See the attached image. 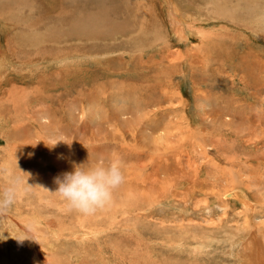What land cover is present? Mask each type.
I'll return each instance as SVG.
<instances>
[{
  "label": "rangeland",
  "instance_id": "374dc122",
  "mask_svg": "<svg viewBox=\"0 0 264 264\" xmlns=\"http://www.w3.org/2000/svg\"><path fill=\"white\" fill-rule=\"evenodd\" d=\"M130 1L107 0L117 8L115 20L107 23H96L100 16L91 11L97 20L88 27L97 25L104 33L92 40L96 44L61 41L94 51L83 59L59 57L66 47L43 55L48 35L38 45H22L23 54L17 44L9 52L11 26L0 16V98L8 101L2 113L6 124L0 127V191L13 184L16 189L15 203L0 214V264L4 244L21 255L23 262L13 258L14 264H36L38 256L64 246L74 247L59 255L71 264L75 251L77 264H144L146 257L156 264H238L242 247L248 250L250 228L260 230L264 242V0L257 6L248 0H184L195 5L194 15L188 8L174 10L177 0H133L135 8L126 13L121 6ZM19 2H11L14 16ZM1 4L9 14L10 6L4 0ZM61 8L53 4L47 14L58 15ZM188 12L192 18L186 21ZM191 24L198 35L177 40L172 30ZM26 26L18 28L29 30ZM42 28L41 23L29 34ZM28 59L37 61L22 74H12V83L2 82L7 70L14 73ZM12 86L22 88L8 96L6 89ZM210 96L215 102L206 100ZM228 98L232 105L220 106ZM226 117L233 124L221 128ZM100 157L121 158L125 182L94 213L69 210L55 191L56 178ZM233 187L260 212L247 214L250 209L236 199L223 198ZM136 196L142 199L135 202ZM164 197L172 204L161 202ZM150 199L158 205L141 207ZM107 205L108 215L103 210ZM94 231L98 240L73 237ZM20 237L27 239H15ZM196 244L199 253L192 249ZM47 257L58 264L56 257Z\"/></svg>",
  "mask_w": 264,
  "mask_h": 264
},
{
  "label": "bare ground",
  "instance_id": "6f19581e",
  "mask_svg": "<svg viewBox=\"0 0 264 264\" xmlns=\"http://www.w3.org/2000/svg\"><path fill=\"white\" fill-rule=\"evenodd\" d=\"M14 2V0H4V5L5 6H10V11L9 12H6V13H9V14H11V15H9V14H5V12H3V6H2V4L0 5L1 6V8H0V16L4 19V20H6V22L8 23L7 25H9V27L11 26V28H10V30H11V33H10V35H11V38L13 37V39H10V40H8V43H7V47H8V51L9 52H11L12 51V48H13V44H17L18 45V52L19 53H21V54H23L24 52H23V50H22V48H21V46L22 45H25V47L27 48V47H29V45H31V42H34L35 44L39 41V40H41L43 37H45V36H47L48 35V37H46V38H44L45 39V49L43 50V55H46V56H49L50 54H53V52L54 51H56L55 50V48H57V49H62V47H66V46H64L63 44H62V40H65V39H72L75 43H76V45L77 46H81V45H84V46H92V45H94V43L95 42H92V40H94V39H98V38H100V37H102V36H104V33H103V30L102 29H100L99 27L97 28V25L95 26L96 28H94L93 26H91V27H88V25L91 23V22H93L94 20H97V18H96V16H92L93 14H95L96 13V15L100 18H98L99 20L96 22V23H102V22H105V23H107L109 20H110V18H112V19H114V17L113 16H115L116 14H117V8H115V7H113V5L110 3V2H107V0H95V1H91V0H89V1H87V0H35V3H32L33 2V0H32V2L29 0V3H27V0H20V2H19V5H20V7L17 9V11L15 12V16L13 15V12H12V10H13V8H14V5H11V2ZM91 1V2H90ZM128 1H130V0H127V2ZM224 1H226V2H228L227 0H222V2H224ZM176 2H178V4L177 3H175L174 2V4L172 5L173 6V8H174V10L176 9H179L180 7H182V9H186V8H188L189 10H190V12L192 11L191 9L195 6V5H191L190 4V2H187V1H184V0H177ZM250 2H252V5L253 6H257V3H258V0H248V4H250ZM120 3V2H119ZM134 3H136L137 4V2H134ZM134 3H133V0L132 1H130L127 5H122L121 7H123L122 9H123V11L125 10V12L126 13H129V12H131V11H133V9L135 8V5H134ZM169 3H170V1H169ZM172 3H173V1H172ZM264 3V2H263ZM263 3H261V4H263ZM53 4H58V5H60V7H64L63 9L61 8V11H60V13L57 15L56 13L54 14V15H48L47 14V10H46V8L49 10V6H53ZM130 4V5H129ZM217 4V2H215L214 1V5H216ZM219 4V3H218ZM89 5H90V9H89ZM251 5V4H250ZM117 6V5H116ZM226 6V5H225ZM263 6V5H262ZM120 6L118 5V8H119ZM217 7V6H216ZM136 8H137V6H136ZM120 9V8H119ZM181 9V10H182ZM25 10L27 11V14L25 13ZM93 10H95V12L93 13V14H91L92 12H93ZM237 10V9H236ZM256 11H260V8L258 7V8H256L255 9ZM92 11V12H91ZM178 11V10H177ZM180 11V10H179ZM23 12L25 13V15H23ZM43 12V13H42ZM38 13H42V14H38ZM125 13V14H126ZM187 14V13H186ZM191 14L192 15H194L195 13H193V11L191 12ZM244 14V13H243ZM250 14V13H249ZM196 15H197V12H196ZM142 16V15H141ZM185 17V16H184ZM187 17L188 18H185V20L187 19V20H189V18H192V17H190V13L188 12V14H187ZM241 17V15L239 14L238 15V19ZM243 17V16H242ZM242 17H241V19H242ZM193 18H195V17H193ZM247 18V17H246ZM263 18V17H262ZM140 19V18H139ZM228 19V18H227ZM233 19V18H232ZM244 19V18H243ZM250 19V18H249ZM115 20V19H114ZM123 20H124V18H123ZM186 20V21H187ZM240 20V19H239ZM229 21H231V20H229ZM235 21H236V19H235ZM190 22V21H189ZM194 22V21H193ZM220 22V21H219ZM258 22V21H257ZM260 22V21H259ZM41 23L43 24V28H42V30L39 32V33H37L35 36L34 35H30L29 33L31 32V31H33V30H35L38 26H41ZM238 23V22H237ZM261 23V22H260ZM263 23V22H262ZM21 24H25V25H29L30 26V28H29V30H28V28L27 29H25V31H23V30H20L18 27H19V25H21ZM227 24H232V22L230 23V22H227ZM246 24V23H245ZM26 26V27H27ZM68 27V30H64V27ZM224 26H226V25H224ZM230 26V25H229ZM236 26V25H235ZM251 26V25H250ZM8 27V26H7ZM228 27V26H227ZM243 28V27H242ZM253 28V27H252ZM96 29L97 30H99V31H96ZM28 30V31H27ZM114 30V29H113ZM122 30H124V29H122ZM234 30V29H233ZM242 30V29H241ZM115 32H116V34H117V30H114ZM227 31V30H226ZM229 31V30H228ZM243 31V30H242ZM113 31H110V30H107L106 31V33H112ZM172 32H174V34H175V36H176V39L177 40H180V42H185V40H187L188 39V37L190 36V35H192L193 33H196L197 35H198V33H197V31H196V29L193 27V25L191 24V25H189V27L187 26H183V27H180V26H178L177 25V27H176V29H173L172 30ZM244 32V31H243ZM44 35V36H43ZM237 37V36H236ZM250 37V36H249ZM161 38V37H160ZM234 39V38H233ZM6 40V39H5ZM228 40V39H227ZM249 40V39H248ZM208 41H210L208 38H207V41L206 42H208ZM233 41V40H232ZM42 42V41H41ZM247 42V41H246ZM96 44V43H95ZM157 44H159V43H157ZM228 44V43H227ZM37 45H38V43H37ZM41 45V44H40ZM32 46V45H31ZM37 47V48H36ZM36 47H33V48H36L37 49V53H39V46H36ZM31 48V47H30ZM32 48V49H33ZM67 49H65L64 51H65V53H63V54H61L59 57H62V56H72V57H74V56H79V58L80 59H83V58H87V57H85V55H91V53H94V51H82V50H79V49H77V48H72V47H70V46H68V47H66ZM224 49V48H223ZM109 50V49H108ZM97 53L99 52V51H101V50H95ZM104 51V50H103ZM107 51V50H106ZM111 51V50H110ZM3 53H4V50L2 51ZM1 52V50H0V55H1V57L3 58V56H4V54ZM60 52H62V50H60ZM7 53V52H6ZM90 53V54H89ZM103 53V52H102ZM11 54V53H10ZM30 54V53H29ZM99 54V53H98ZM106 54V53H105ZM28 55V54H27ZM96 55V53L93 55V56H95ZM210 55V54H209ZM10 57H11V55H9ZM24 56H26V54L25 55H23V59H25L24 58ZM31 56V55H30ZM97 56V55H96ZM105 56V55H104ZM115 56H116V54H115ZM198 56V55H197ZM205 56V55H204ZM36 57H37V55H36ZM1 58V59H2ZM5 58V57H4ZM9 57L7 56V58L6 59H8ZM12 58V57H11ZM232 58V57H231ZM245 58V57H244ZM1 59H0V61H1ZM41 59V58H40ZM39 59V60H40ZM43 59V58H42ZM72 59V58H71ZM226 59V58H225ZM4 61V60H3ZM8 61V60H7ZM33 61H37V59H34V60H29L28 59V61L27 60H25V61H21V68H19V69H17L16 71H14V73L12 72V69H10V70H5L4 72H5V76H4V81H2V82H5V83H12L11 81H10V78L9 77H11V75L13 74V75H15L16 73L19 75V74H22V69L24 68H26V67H28V66H31V65H33V64H31ZM226 61V60H225ZM10 62H13V61H11L10 60ZM65 62H66V60H65ZM217 62V61H216ZM3 63V62H2ZM8 63V62H7ZM36 63V62H35ZM61 63V62H60ZM186 63V62H185ZM252 63V62H251ZM4 64V63H3ZM2 64V65H3ZM85 64V63H84ZM41 65V64H40ZM97 65V64H96ZM217 65V64H216ZM6 66H7V64H6ZM25 66V67H24ZM37 66V65H36ZM38 66H39V64H38ZM3 67V66H2ZM62 67V66H61ZM176 67V66H175ZM11 68V67H10ZM29 68V67H28ZM33 68V67H32ZM37 68V67H36ZM39 68V67H38ZM48 68H50V67H48ZM39 70H40V68H39ZM18 71H21V72H19L18 73ZM28 71V70H27ZM31 71V70H30ZM3 72V71H2ZM1 72V73H2ZM34 72V71H33ZM40 72V71H39ZM239 72V71H238ZM33 74V73H32ZM16 76V75H15ZM159 76V75H158ZM156 77V76H155ZM63 78V77H62ZM245 78V77H244ZM3 79V78H2ZM16 79V78H15ZM158 79V78H157ZM11 80H13V79H11ZM244 80H246V79H244ZM152 81V80H151ZM152 82H154V81H152ZM2 83H0V85H1ZM15 84V83H14ZM152 84V83H151ZM153 85H154V83H153ZM152 85V86H153ZM17 86V85H16ZM21 86V85H20ZM9 87V86H8ZM17 88H19V87H17ZM16 87H14V86H12V87H10V88H7L6 89V92L8 93V96H9V94L12 92V91H14V95H15V92H16V90H18ZM20 88H22V87H20ZM19 88V89H20ZM199 92V91H198ZM7 93L5 94V95H7ZM3 94V93H2ZM24 95V94H23ZM4 97V96H3ZM15 97V96H14ZM203 97V96H202ZM211 97V96H210ZM205 98H206V96H205ZM218 98V97H217ZM216 98V99H217ZM231 98V97H230ZM204 99V98H203ZM232 99V98H231ZM200 100V99H199ZM207 101H209V100H213V98L211 97L210 99L209 98H207L206 99ZM214 101V100H213ZM229 101V98H228V100H225L224 99V101L223 102H220V103H222V104H220V106H222V107H230L232 104L231 103H227ZM7 102L8 101H6L5 99H2V98H0V127H3V125H5L6 123H4L3 121H2V113L4 112V111H6V106H7ZM11 102V101H10ZM201 102V101H200ZM203 102V101H202ZM215 102V101H214ZM213 102V103H214ZM231 102V101H230ZM161 103V102H160ZM209 103H210V101H209ZM212 103V102H211ZM206 104V103H205ZM204 104V105H205ZM10 105V104H9ZM203 105V106H204ZM207 105V104H206ZM209 107V106H208ZM237 108H238V105L236 106ZM207 109V108H206ZM209 109H211V107L209 108ZM209 109H207V111H210ZM212 109H214V108H212ZM226 109V108H225ZM223 110V109H222ZM221 110V111H222ZM231 110V109H230ZM230 110H229V112H230ZM239 110V109H238ZM213 111H215V110H213ZM220 111V110H219ZM223 111H225L226 112V110H223ZM222 111V112H223ZM211 112H212V110H211ZM229 112H227V113H229ZM241 112H242V110H241ZM41 113H42V111H41ZM231 115V114H230ZM217 116V115H216ZM221 116H222V114H221ZM141 117V116H140ZM234 117V116H233ZM40 118L42 119V116H40ZM207 118V117H206ZM209 118V117H208ZM212 117H210V119H211ZM227 119H223V121L220 123V127L221 128H226V127H228V125H230L231 123L233 124V120L231 121V119H229V117H226ZM231 118V117H230ZM240 118V117H239ZM47 119V118H46ZM214 119V118H213ZM204 120V119H203ZM212 120V119H211ZM210 120V121H211ZM119 121V120H118ZM209 121V120H208ZM127 122V121H126ZM238 122V121H237ZM46 123V122H45ZM145 123V122H144ZM213 123V122H212ZM215 123V122H214ZM38 124H40V122L38 123ZM236 124V123H235ZM234 124V125H235ZM215 125V124H214ZM238 127V126H237ZM117 128V127H116ZM120 128V127H119ZM229 128V127H228ZM112 129V128H111ZM79 130V129H78ZM83 130V129H82ZM206 130V129H205ZM85 131V130H84ZM105 131V130H104ZM113 132H115L114 131V129H113ZM112 131H111V135H112V133H113ZM213 132V131H212ZM82 133L84 134V132L82 131ZM105 133H107V132H105ZM117 133V132H116ZM119 133V132H118ZM224 133H226L225 132V129H224ZM109 134V133H108ZM228 133H226V135H227ZM115 135V134H114ZM121 136V135H120ZM194 136V135H193ZM108 137H109V135H108ZM122 137V136H121ZM199 137V136H198ZM208 137V136H207ZM119 138V137H118ZM219 138H220V136H219ZM192 139V138H191ZM195 140L197 139V138H194ZM202 139V138H201ZM200 139V140H201ZM206 139V138H205ZM205 139H203V140H201V141H205ZM83 140H84V138H83ZM199 140V139H198ZM198 140H196V141H198ZM206 140H208V139H206ZM211 140V139H210ZM123 141V140H122ZM195 141V142H196ZM213 141L214 140H212V143H213ZM34 142V141H33ZM32 142V143H33ZM194 142V141H193ZM208 142V141H207ZM210 142V141H209ZM217 142V141H216ZM218 143V142H217ZM197 144V143H196ZM36 145V144H35ZM199 145H202V144H199ZM205 145H208V144H205ZM211 146V145H210ZM87 147V146H86ZM202 147V146H201ZM216 147V146H215ZM218 147H219V143H218ZM204 148V147H203ZM29 150V149H28ZM33 150V149H32ZM192 150V149H191ZM197 150V149H196ZM204 150V149H203ZM208 152V151H207ZM32 153V152H31ZM66 153H69L70 154V152H66ZM66 155V154H65ZM65 155H63L64 157H65ZM39 159V158H38ZM39 161V160H38ZM58 162H60V161H58ZM61 164H62V162H60ZM225 169V168H224ZM226 170V169H225ZM35 172V171H34ZM230 172V171H229ZM232 174V173H231ZM234 174H236V173H234ZM238 175V174H237ZM229 176V175H228ZM239 177V176H238ZM237 177V178H238ZM170 178V177H169ZM222 178V177H221ZM237 178H235V181L237 180ZM229 179L231 180V178H230V176H229ZM232 180H234V179H232ZM34 182H35V180H34ZM236 182H238V180L236 181ZM235 187V186H234ZM233 187V189H230V190H227V191H224L223 192V198H226V199H233V200H235L236 199V201H238V202H240L242 205H244V207L246 208V210L247 209H250L249 211H247V214L250 212V214L251 215H255L256 213H259L260 211L256 208V207H254L253 205L251 206L250 204H251V202H250V200L242 193V192H240L239 190H235V188ZM227 197H229V198H227ZM142 199V197H135V202H138V201H140ZM225 199V200H226ZM157 202H159V201H157ZM157 202H155L154 203V200H152V199H150L149 201H148V203L147 204H144V205H141V207H143V208H146V209H150V207L151 206H153V205H155V206H157L158 205V203ZM161 202H163L165 205L166 204H172V200L170 201L169 200V198H166V197H164L163 198V200H161ZM153 203V204H152ZM134 207H137V205L136 206H134ZM103 210H104V212H105V214L106 215H108L110 212H111V210L109 209V205H107L105 208H103ZM31 213L32 214H34V215H37V216H40V214H37V213H35V211L34 210H32L31 211ZM33 215V216H34ZM36 216V217H37ZM41 218V217H40ZM39 218V219H40ZM42 219V218H41ZM40 219V220H41ZM248 220H250V219H248ZM45 221V220H44ZM43 221V222H44ZM43 224V223H42ZM45 224V223H44ZM50 226H51V224L50 223H48ZM47 224V225H48ZM47 225H46V227H47ZM144 225V224H143ZM143 225H141L140 224V227L141 226H143ZM49 226V227H50ZM137 226H139V225H137ZM170 226V225H169ZM164 227V226H163ZM48 228V227H47ZM53 228V227H52ZM51 227H50V229H52ZM139 228V227H138ZM54 229V228H53ZM141 229H143L142 227H141ZM102 230V229H101ZM97 232V231H96ZM96 232L94 231V232H90V233H84V234H81V233H79V234H77L78 232H76V233H74V235H73V237L74 238H81V237H91L90 239H97V236L98 235H96ZM259 232V233H258ZM261 231L259 230H256L254 227H252V228H250V231H249V245L247 244V241H245V239H244V243L245 244H247L246 245V248L248 249V250H246L245 248H244V246L242 247V249H243V254L245 255H243V254H241V255H239L240 257L238 258V262L240 263V264H264V253H263V251H262V246L264 245V242H263V240H262V238H261V233H260ZM180 234V233H179ZM56 235H57V233H56ZM247 236V235H246ZM245 236V237H246ZM34 237V236H33ZM35 238H37L36 236H35ZM35 238H33V241L35 242V243H40V240H39V242L35 239ZM42 238H45V237H42ZM41 238V239H42ZM64 238H66L65 236H64ZM63 238V239H64ZM72 238V237H71ZM247 238V237H246ZM86 239V238H85ZM122 239V238H121ZM176 239H178V238H176ZM57 240V239H56ZM98 240V239H97ZM125 240V239H124ZM123 240V241H124ZM87 241V240H86ZM127 241V240H126ZM161 241V240H160ZM163 241V240H162ZM170 241V240H169ZM235 241V240H234ZM243 240H241V242H242ZM58 242V241H57ZM88 242V241H87ZM98 242H100V241H98ZM150 242V241H149ZM173 242V241H172ZM178 242V245L180 246V249H181V247H182V244L183 243H181L182 242V240H179V241H177ZM51 243V242H50ZM170 243H171V241H170ZM42 244H44V245H46V247L48 246V244H47V242L46 241H44V242H42ZM163 244V243H162ZM237 244H239V243H237ZM57 245H58V243H57ZM174 245V244H173ZM241 245V244H240ZM242 245H243V243H242ZM241 245V246H242ZM3 246V251H5V252H3V253H5L4 254V257H2V264H9V263H7V259H8V261L10 262V264H14L13 262H12V259L13 258H18V259H20L18 256H21V255H15L14 254V252H13V250H11V251H9V246L8 245H6V244H4V245H2ZM138 246H140V244L138 245ZM162 246V245H161ZM178 246V247H179ZM22 247H23V245H22ZM53 247V246H52ZM65 247V246H64ZM64 247H57V248H55L56 250H52V253H49L48 255L49 256H51V257H56L55 258V260L57 261V263L58 264H71L69 261H67V260H63V258H62V256H59L60 254L61 255H63L66 251H70V250H72L74 247H69V248H64ZM233 247V246H232ZM177 248V247H176ZM238 248V247H237ZM44 249V248H43ZM43 249H41V250H43ZM48 249H49V247H48ZM47 249V250H48ZM193 250H194V252H197V253H199L200 252V246L199 245H194L193 246V248H192ZM232 249V248H231ZM46 250V251H47ZM122 250V249H121ZM235 249H233V251H234ZM21 251H22V249H21ZM35 251V250H34ZM37 251H40V250H37ZM51 251V250H50ZM85 251V250H84ZM238 251V250H237ZM36 252V251H35ZM229 252V251H228ZM227 252V253H228ZM137 254H139V256H140V253H137ZM143 254V253H142ZM151 254V253H150ZM39 255V254H38ZM47 254H43V255H40V256H38L39 258H40V260H38L37 259V262H35L36 264H54L52 261H51V259L49 258V257H47L48 256ZM2 256H3V254H2ZM17 256V257H16ZM76 257V258H74L73 259V257ZM77 252L75 251V253H74V255L72 256V260H76V262H74V264H77ZM143 256H144V254H143ZM151 256V255H150ZM233 257H234V255H233ZM85 258H86V256H85ZM83 259V258H82ZM81 259V263H86V261H83ZM140 259V258H139ZM144 259V264H156V261H153L152 259H150V257L148 258V257H146V258H143ZM142 259V260H143ZM88 260V259H87ZM136 260H138V259H136ZM20 261H22L23 262V260H22V258L20 259ZM141 261V260H140ZM139 261V262H140ZM165 261V260H164ZM167 261V260H166ZM25 262H26V260H25ZM24 262V263H25ZM129 262V261H128ZM135 262V261H134ZM160 262H162L161 260H160ZM238 263V264H239ZM15 264H20V262L19 263H15ZM26 264V263H25ZM132 264V263H131ZM162 264H169V261L168 262H163ZM235 264V263H234Z\"/></svg>",
  "mask_w": 264,
  "mask_h": 264
},
{
  "label": "clouds",
  "instance_id": "9594fccd",
  "mask_svg": "<svg viewBox=\"0 0 264 264\" xmlns=\"http://www.w3.org/2000/svg\"><path fill=\"white\" fill-rule=\"evenodd\" d=\"M68 144L70 147L71 142ZM55 182V191L66 202L69 210L91 214L108 204L113 192L125 182L123 161L119 157H100L94 164L75 166L73 171L64 173L62 178L57 177ZM15 200L14 184L0 191V214L6 213ZM15 239L22 242L27 238Z\"/></svg>",
  "mask_w": 264,
  "mask_h": 264
}]
</instances>
